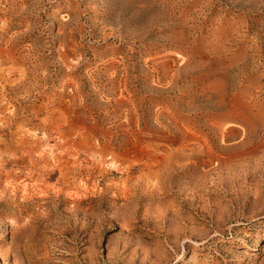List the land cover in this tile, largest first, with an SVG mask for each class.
Instances as JSON below:
<instances>
[{
    "label": "rangeland",
    "instance_id": "374dc122",
    "mask_svg": "<svg viewBox=\"0 0 264 264\" xmlns=\"http://www.w3.org/2000/svg\"><path fill=\"white\" fill-rule=\"evenodd\" d=\"M0 264H264V0H0Z\"/></svg>",
    "mask_w": 264,
    "mask_h": 264
},
{
    "label": "bare ground",
    "instance_id": "6f19581e",
    "mask_svg": "<svg viewBox=\"0 0 264 264\" xmlns=\"http://www.w3.org/2000/svg\"><path fill=\"white\" fill-rule=\"evenodd\" d=\"M47 151H48V150H47ZM194 177H195V176H194ZM218 180H219V179H218ZM196 184H197V183H196ZM41 187H42V186H41ZM42 192H43V191H42ZM243 246H244V247H245V246H246V247H247V246L249 247V245H246V244H245V245H244V244L240 245V247H243Z\"/></svg>",
    "mask_w": 264,
    "mask_h": 264
}]
</instances>
